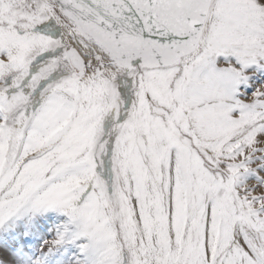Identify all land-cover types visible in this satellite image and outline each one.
<instances>
[{
  "label": "snow or ice",
  "instance_id": "snow-or-ice-1",
  "mask_svg": "<svg viewBox=\"0 0 264 264\" xmlns=\"http://www.w3.org/2000/svg\"><path fill=\"white\" fill-rule=\"evenodd\" d=\"M0 264H264V0H0Z\"/></svg>",
  "mask_w": 264,
  "mask_h": 264
}]
</instances>
